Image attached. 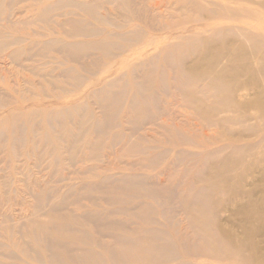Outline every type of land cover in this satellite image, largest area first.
Returning a JSON list of instances; mask_svg holds the SVG:
<instances>
[{
	"label": "rangeland",
	"instance_id": "1",
	"mask_svg": "<svg viewBox=\"0 0 264 264\" xmlns=\"http://www.w3.org/2000/svg\"><path fill=\"white\" fill-rule=\"evenodd\" d=\"M6 1L0 264H240L198 247L208 233L185 210L186 197L207 207V191L198 189L206 149L216 146L201 141L214 127L185 97L210 102L211 91L183 74L180 52L161 51L187 47L180 36L192 34L190 25L148 19L136 0H102L93 14L90 6L55 4L49 19L41 11L60 0ZM103 36L106 49L84 47ZM98 144L110 146L100 153Z\"/></svg>",
	"mask_w": 264,
	"mask_h": 264
},
{
	"label": "bare ground",
	"instance_id": "2",
	"mask_svg": "<svg viewBox=\"0 0 264 264\" xmlns=\"http://www.w3.org/2000/svg\"><path fill=\"white\" fill-rule=\"evenodd\" d=\"M101 1H52L48 4L50 7L43 8L40 18H51L48 11L52 12L55 4L90 6L93 14V6ZM135 2L148 19H177L190 25L192 34L180 36L189 40L187 47L166 45L161 51L164 54L180 52L183 74L192 81L205 82L206 90L213 96V100L207 102L192 92L185 94L191 103V113L214 127L203 131L201 141L216 144L206 149L208 161L203 165L201 176L204 184L199 185L201 189L195 188L198 192L207 191L201 200L207 207L191 198L184 200L188 218L192 215L208 233L202 235L198 247L211 252L213 257L226 255V262L264 264V245L259 243L260 238L264 241V0ZM9 4L11 1H0V15ZM59 41L53 39L51 43ZM109 43L103 36L84 47L106 49ZM123 46L128 50L132 44ZM158 47L159 43L151 50L143 48L134 55L141 58ZM16 52V56L25 54L22 49ZM189 124H177L176 129L188 133L192 131ZM109 146L98 144L97 150L101 153ZM220 148H227L228 152L218 154L216 149ZM103 155L110 158L109 150ZM198 205L200 214L195 212ZM225 211H228V222L222 220Z\"/></svg>",
	"mask_w": 264,
	"mask_h": 264
}]
</instances>
